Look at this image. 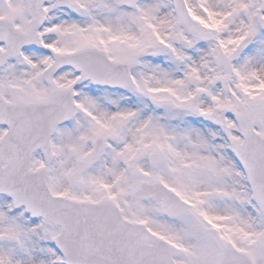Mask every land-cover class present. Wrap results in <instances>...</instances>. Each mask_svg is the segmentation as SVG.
Here are the masks:
<instances>
[{
    "label": "snow or ice",
    "instance_id": "snow-or-ice-1",
    "mask_svg": "<svg viewBox=\"0 0 264 264\" xmlns=\"http://www.w3.org/2000/svg\"><path fill=\"white\" fill-rule=\"evenodd\" d=\"M0 264H264V0H0Z\"/></svg>",
    "mask_w": 264,
    "mask_h": 264
}]
</instances>
